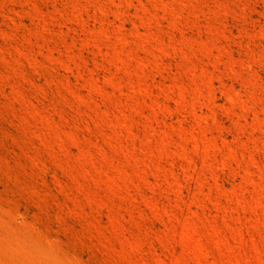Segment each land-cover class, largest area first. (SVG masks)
<instances>
[{
    "label": "rangeland",
    "instance_id": "1",
    "mask_svg": "<svg viewBox=\"0 0 264 264\" xmlns=\"http://www.w3.org/2000/svg\"><path fill=\"white\" fill-rule=\"evenodd\" d=\"M12 231L72 264H264V0H0Z\"/></svg>",
    "mask_w": 264,
    "mask_h": 264
},
{
    "label": "bare ground",
    "instance_id": "2",
    "mask_svg": "<svg viewBox=\"0 0 264 264\" xmlns=\"http://www.w3.org/2000/svg\"><path fill=\"white\" fill-rule=\"evenodd\" d=\"M4 250L16 264H72L59 254L45 248L36 238H22L19 234L0 235V250ZM2 251V252H4Z\"/></svg>",
    "mask_w": 264,
    "mask_h": 264
}]
</instances>
